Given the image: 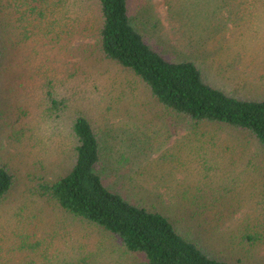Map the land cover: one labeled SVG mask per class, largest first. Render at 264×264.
Segmentation results:
<instances>
[{
  "label": "rangeland",
  "instance_id": "obj_1",
  "mask_svg": "<svg viewBox=\"0 0 264 264\" xmlns=\"http://www.w3.org/2000/svg\"><path fill=\"white\" fill-rule=\"evenodd\" d=\"M58 3L0 0V164L8 165L15 178L9 196L0 200L2 264H54L72 257L75 240L91 244L94 236H106L38 193L41 182L56 179L70 164L73 113L64 97L70 99L73 92L74 83L66 77L75 68L78 42L74 24L62 23L63 15L73 11L71 1ZM128 5L134 27L164 59L193 61L206 83L232 97H264V0H128ZM40 11L44 20H38ZM86 55L83 64L95 75L109 77L110 91L120 95L112 109L92 113L101 154L97 170L106 185L163 211L208 255L234 264H264V251L248 253L238 235L229 233L233 220L222 223L214 210L200 207L197 223L207 230L219 227L213 235L198 228L196 236V220L175 208L198 188L207 197L238 186L258 192L264 172L241 169L255 151L253 142L218 125L190 127L155 105L132 75L111 69L95 50ZM107 241L91 261L125 264L122 256L109 254Z\"/></svg>",
  "mask_w": 264,
  "mask_h": 264
},
{
  "label": "trees",
  "instance_id": "obj_2",
  "mask_svg": "<svg viewBox=\"0 0 264 264\" xmlns=\"http://www.w3.org/2000/svg\"><path fill=\"white\" fill-rule=\"evenodd\" d=\"M70 1L73 11L62 18V23L74 24L72 34L78 42L75 68H70L66 77L74 83L73 92L70 99L64 97L65 107L69 103L73 113L68 126L70 164L56 179L41 182L38 193L80 223L106 236H94L91 244L75 240L76 245L70 249L72 257L65 255L54 264H94L92 256L107 248V240L111 241L109 254L116 259L122 256L125 264H234L227 258L208 255L186 237L189 235L180 233L175 220L163 211L130 200L106 185L97 170L101 154L92 113L98 115L105 106L112 109L120 95L110 91L109 77L95 75L82 59H87L86 54H93L95 50L111 69L123 70L139 81L155 105L182 117L190 127L218 125L243 133L253 142L249 144L255 151L251 154L246 151L251 159L246 160L241 169L253 175L264 172L261 167L264 165V97H232L206 83L193 61L164 59L134 27L128 0ZM63 2L68 0H59L58 4ZM44 19L45 14L40 11L38 20ZM2 72L0 49V74ZM262 179V187L252 193L243 192L238 186L236 191H220L207 197L201 189H193L192 198L187 199L185 195L179 207H175L173 193L168 191L167 194L170 205L183 211L185 218L196 220L193 227L196 236L198 228L217 234L214 229L219 226L207 230L197 223L200 207L208 206L203 209L214 210L222 223L227 221L225 219L230 223L234 221L229 233L238 235L239 244L246 247L248 253H254L259 249L264 251V175ZM14 182L8 165L1 163L0 200L9 196ZM218 233L225 234L220 230Z\"/></svg>",
  "mask_w": 264,
  "mask_h": 264
}]
</instances>
